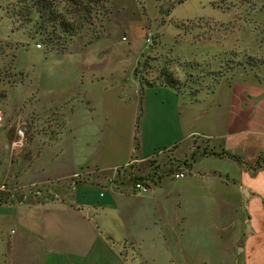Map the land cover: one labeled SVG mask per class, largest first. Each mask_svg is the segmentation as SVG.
I'll list each match as a JSON object with an SVG mask.
<instances>
[{
    "label": "crops",
    "instance_id": "obj_1",
    "mask_svg": "<svg viewBox=\"0 0 264 264\" xmlns=\"http://www.w3.org/2000/svg\"><path fill=\"white\" fill-rule=\"evenodd\" d=\"M199 79L190 91L160 86L171 89L179 115L153 139H164V149L180 159H188L195 138L204 140V151L229 155L198 152L192 169L175 170L187 171L185 177H151L147 192L124 180L107 183L108 170L164 152L161 145L151 148L140 140L136 147L134 138L135 156L124 166L116 164L122 154L114 150L99 162L103 167L91 168L96 177L61 185L52 198L27 192L1 205L0 233L3 224L14 228L0 241V264H264V78L247 69L210 67ZM34 89L27 106L30 124L37 120L35 109L42 108L39 88ZM85 99L93 119L94 97ZM112 115L115 128L123 131L128 111ZM14 141L11 152L22 168L15 175L18 188L46 182L34 167L44 170L45 145L35 144L25 155Z\"/></svg>",
    "mask_w": 264,
    "mask_h": 264
},
{
    "label": "rangeland",
    "instance_id": "obj_2",
    "mask_svg": "<svg viewBox=\"0 0 264 264\" xmlns=\"http://www.w3.org/2000/svg\"><path fill=\"white\" fill-rule=\"evenodd\" d=\"M165 1L110 0L111 14L69 40L66 51H49L40 35L31 37L33 25L22 26L7 12L16 0H0V107L5 113L0 126V184L7 188L0 192L3 198L9 201L27 192L34 198H52L61 185L70 187L91 174L96 177L97 170L91 168L103 167L99 162L114 150L122 154L116 164L124 166L135 156L131 148L137 123L141 144L161 145L164 152L108 170L107 183L150 180L179 170L187 158L165 150L164 139H153L179 115L171 89L160 87L165 86L158 79L163 68L182 76L183 91H190L210 67L247 69L254 78H264V0H184L162 11ZM149 33L154 35L151 44ZM143 79L157 85L149 86ZM35 87L42 108L35 109L37 120L30 124L27 106L35 99L30 96ZM85 96L94 97L93 119L87 117ZM102 107L108 111L102 113ZM122 111H128L130 120L118 131L112 114ZM18 124L25 129L24 136H17ZM14 139L23 143L16 149L25 155L33 145H45L40 155L44 170L34 167L46 182L18 188L15 175L22 168L16 167L19 156L11 152ZM205 148L204 140L195 138L188 159ZM2 226L0 241L6 242L14 226Z\"/></svg>",
    "mask_w": 264,
    "mask_h": 264
},
{
    "label": "trees",
    "instance_id": "obj_3",
    "mask_svg": "<svg viewBox=\"0 0 264 264\" xmlns=\"http://www.w3.org/2000/svg\"><path fill=\"white\" fill-rule=\"evenodd\" d=\"M162 1V0H158ZM184 0H166L161 5L162 11H169L177 3ZM12 9V11H11ZM7 12L22 26L33 25L32 38L40 35L49 51H66L67 43L86 28L91 29L96 21L104 15L111 14L110 0H16ZM89 42L88 44H91ZM160 85L180 89L181 80L178 75L168 68H163L158 74ZM147 82L156 86L155 82ZM144 89V87H143ZM138 123L136 126V147H139ZM226 155L227 152H201V154ZM197 153L192 154L191 161L186 159L178 167L192 169V163ZM229 155V154H228ZM236 157V156H233Z\"/></svg>",
    "mask_w": 264,
    "mask_h": 264
},
{
    "label": "built area",
    "instance_id": "obj_4",
    "mask_svg": "<svg viewBox=\"0 0 264 264\" xmlns=\"http://www.w3.org/2000/svg\"><path fill=\"white\" fill-rule=\"evenodd\" d=\"M147 42L149 44L153 43L154 42V35L149 33V35H147ZM37 46L38 47H42V45L40 43H37ZM5 122V113H4V110L0 107V126H2ZM18 134L20 136H24V129L21 128V126L19 127L18 129ZM16 146H20L21 144H23L22 142L20 141H15L14 142ZM172 175V177L174 178H182V177H185L186 174H187V171L185 170H181V171H178V172H171L170 173ZM151 180V179H150ZM150 180H146V179H140V177H136L134 179V187L136 190L138 191H141V192H147L149 191L150 189V185H149V182ZM7 188H6V184L5 183H2L0 184V192L2 191H5ZM8 201L2 197V194L0 193V204H6Z\"/></svg>",
    "mask_w": 264,
    "mask_h": 264
}]
</instances>
